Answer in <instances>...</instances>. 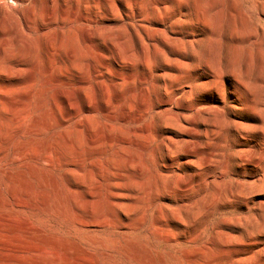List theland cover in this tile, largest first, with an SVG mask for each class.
<instances>
[{
    "label": "rangeland",
    "instance_id": "obj_1",
    "mask_svg": "<svg viewBox=\"0 0 264 264\" xmlns=\"http://www.w3.org/2000/svg\"><path fill=\"white\" fill-rule=\"evenodd\" d=\"M0 264H264V0H0Z\"/></svg>",
    "mask_w": 264,
    "mask_h": 264
}]
</instances>
